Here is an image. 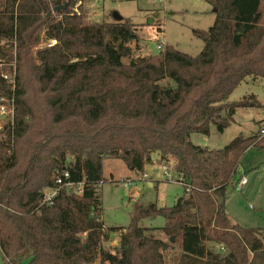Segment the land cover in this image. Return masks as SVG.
I'll return each mask as SVG.
<instances>
[{"label": "trees", "instance_id": "trees-1", "mask_svg": "<svg viewBox=\"0 0 264 264\" xmlns=\"http://www.w3.org/2000/svg\"><path fill=\"white\" fill-rule=\"evenodd\" d=\"M205 1L215 21L192 32L203 43L197 56L163 45L155 56L132 58L135 25L91 23L85 0H0V106L13 105L0 132L6 264H264L262 232L239 226L223 205L243 178L245 153L264 152V135L239 136L221 150L190 142L211 126L223 132L225 113L264 109L253 95L228 101L242 83L264 81V0ZM41 31L55 44L33 54ZM12 63L14 84L4 78ZM153 154L174 162L183 196L171 208L135 204L127 228H107L103 161L120 160L142 176ZM64 174L63 183L82 185L80 194L56 184ZM51 189L57 195L44 203ZM156 217L166 241L140 226ZM116 232L112 256L103 245Z\"/></svg>", "mask_w": 264, "mask_h": 264}, {"label": "rangeland", "instance_id": "rangeland-1", "mask_svg": "<svg viewBox=\"0 0 264 264\" xmlns=\"http://www.w3.org/2000/svg\"><path fill=\"white\" fill-rule=\"evenodd\" d=\"M80 4H77L79 6ZM74 8L75 12L78 7ZM87 14L91 23L112 22L114 14L127 19L135 25L139 36L138 50L131 43L132 58H147L158 54V44L170 46L191 57L197 56L203 49V43L192 34L194 30L206 31L215 21L213 8L205 0H85L82 11ZM52 20L60 17L51 12ZM160 31V32H159ZM55 44L47 41L44 31L39 34V44L32 50L35 54ZM6 50L14 53L15 46L1 41ZM152 45V47H149ZM124 64L128 59H123ZM6 73L7 80L14 84L15 65ZM32 87V83L30 84ZM255 96L264 105V81L244 82L229 96V102H238L245 97ZM12 102L0 106V132L11 121ZM229 125L219 133L214 126L209 135L192 134L190 142L194 146L209 150H221L241 136L249 138L259 134L261 122L264 121V109H237L224 114ZM262 120V121H261ZM261 121V122H260ZM24 147L21 148L23 150ZM24 154L22 153L21 156ZM164 164V163H162ZM156 157L146 164L142 177L130 171L120 160L105 159L102 163V176L105 182L100 188L101 215L104 224L110 229L127 228L131 222V213L135 204L143 206L155 204L157 208H171L184 194L182 184L177 179L167 180ZM167 167L173 173L174 162L168 159ZM238 178L243 177L247 185L236 189L229 188L224 198L225 213L239 226L246 229L260 230L264 243V152L255 148L249 149L237 169ZM149 181L152 186L149 185ZM165 222L161 217L144 219L140 226L155 229L152 234L163 241L166 237L161 232ZM120 232L111 236L105 250H112L118 243ZM0 264H6L0 253ZM22 264H27L23 262ZM98 264V263H95Z\"/></svg>", "mask_w": 264, "mask_h": 264}, {"label": "built area", "instance_id": "built-area-1", "mask_svg": "<svg viewBox=\"0 0 264 264\" xmlns=\"http://www.w3.org/2000/svg\"><path fill=\"white\" fill-rule=\"evenodd\" d=\"M163 46V44L160 42L158 44V47L157 49L160 50L161 47ZM5 79H7L6 76H4ZM261 126H260V129H259V135L260 136H263L264 135V121L261 122ZM161 170L163 171V175L166 177L167 180H171V181H174V179H177V181L179 180L180 176L176 175V178H174V175L171 173V170L172 168L169 166L167 167L165 164H162L161 165ZM68 178V175L67 174H64L62 176V178H57L56 180V184L58 186H64L65 188L67 189H72L74 190L76 193L80 194L81 193V190H82V185H74V184H71V183H63V180L64 179H67ZM246 180L244 178H242L239 183L237 184L236 186V190L239 191L240 188H242L245 184H246ZM57 190L56 189H51V190H47L45 193H44V197H43V201L44 203H47V204H50L52 199L57 195ZM117 246V244H116ZM110 252V254L113 256L115 254V251L112 249V250H108Z\"/></svg>", "mask_w": 264, "mask_h": 264}, {"label": "crops", "instance_id": "crops-1", "mask_svg": "<svg viewBox=\"0 0 264 264\" xmlns=\"http://www.w3.org/2000/svg\"><path fill=\"white\" fill-rule=\"evenodd\" d=\"M149 47H152V45H149ZM262 121V120H261ZM260 121V122H261ZM152 157H156V159L159 161V156L157 155V154H153V155H151V158H150V161H151V159H152ZM149 161V162H150ZM162 164V163H161ZM145 167H146V165H145ZM145 167H144V169H145ZM145 175L143 174V176L142 177H144ZM149 185L150 186H152V184H151V182L149 181ZM247 185V182H246V184L244 185V186H246Z\"/></svg>", "mask_w": 264, "mask_h": 264}, {"label": "water", "instance_id": "water-1", "mask_svg": "<svg viewBox=\"0 0 264 264\" xmlns=\"http://www.w3.org/2000/svg\"><path fill=\"white\" fill-rule=\"evenodd\" d=\"M60 8H57L56 10H59ZM213 12H215L214 10H213ZM114 16V20H116V21H121L122 19L121 18H119L116 14H114L113 15ZM150 161V159H148L147 160V162H149Z\"/></svg>", "mask_w": 264, "mask_h": 264}]
</instances>
